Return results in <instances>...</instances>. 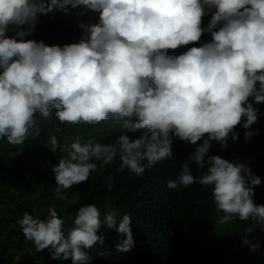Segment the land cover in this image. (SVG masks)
I'll use <instances>...</instances> for the list:
<instances>
[{
    "label": "clouds",
    "instance_id": "obj_1",
    "mask_svg": "<svg viewBox=\"0 0 264 264\" xmlns=\"http://www.w3.org/2000/svg\"><path fill=\"white\" fill-rule=\"evenodd\" d=\"M79 6L99 13L96 23L78 24L79 42L48 46L25 39L38 14H67ZM205 33L211 39L200 43ZM194 44L199 46L169 54ZM254 104H264V0H0V138L18 146L38 136L37 113L69 124H98L112 116L124 130L139 132L103 144L79 138L59 144L51 136L50 150L66 153L51 167L60 199L117 158L119 171L140 176L172 157L174 138L193 145L203 140L167 187L211 186L215 208L224 213L217 223L251 220L241 241L257 251L260 241L250 234L256 226L264 231V205L253 202L261 179L246 163L209 155L212 141L222 149L229 137L237 141V126L245 129V142L259 134L249 131L264 115ZM99 217L95 204L81 206L66 229L50 207L46 218L25 212L18 224L35 252L48 249L51 259L90 264L87 250L104 242ZM103 223L122 234L118 251L134 246L129 214L105 212Z\"/></svg>",
    "mask_w": 264,
    "mask_h": 264
},
{
    "label": "trees",
    "instance_id": "obj_2",
    "mask_svg": "<svg viewBox=\"0 0 264 264\" xmlns=\"http://www.w3.org/2000/svg\"><path fill=\"white\" fill-rule=\"evenodd\" d=\"M98 18V12L83 6L69 7L67 14L55 10L47 15L38 14L35 31L25 39L43 41L48 46L76 43L82 32L78 24L96 23ZM209 19L204 18V26ZM7 35L11 37L14 32L9 31ZM210 39L205 33L200 43ZM191 46L199 44L169 50V54L179 55ZM254 107L264 113V104H254ZM36 115L40 125L38 136H30L18 146L0 138V202L6 201L4 187L9 183L26 181L28 188L34 190L32 198L24 204L7 208L9 214L0 218V231L8 229L7 239L16 247L18 255L30 264H72V261L70 258L51 259L48 249L41 251L40 258L29 253L32 242L24 237L18 224L23 214L27 212L44 219L48 209L54 207L67 229L72 226L78 209L88 204H95L100 210L102 223L98 235L104 237L103 244L87 250L92 257L90 264H264V237L260 239V228L256 226L250 234L260 241V248L250 251L242 244L241 238L253 222L235 217L225 225L218 224L224 213H218L215 208L211 186L194 183L186 188L167 187V181L178 176L181 163L203 140L193 145L174 138L172 157L157 162L140 176L127 169L119 171L117 158L101 171L91 173L87 181L64 190L67 198L60 199L55 192L57 185L51 167L66 153L59 148L55 152L50 150L51 136L55 135L59 144H70L77 138L82 144L88 140L103 144L114 142L121 134L135 138L139 132L124 130L121 122L112 116L98 124H69L61 123L54 114L48 120H43L38 113ZM252 129H258L259 134L253 135L248 142L244 140L245 129L241 126L234 129L239 134L237 141L229 137L226 148L222 149L219 142L212 141L209 155L248 164L251 172L261 179V184L253 189V202L264 205V115L258 117L249 131ZM19 167L27 171L19 172ZM191 167L193 175H198L196 166ZM109 178L113 184L111 191L107 188ZM113 210L121 215L127 213L132 218L130 228L134 246L126 252L116 248L123 239L122 234L103 223L105 212ZM119 219L118 216L117 226ZM8 261L9 258L0 255V264H8Z\"/></svg>",
    "mask_w": 264,
    "mask_h": 264
},
{
    "label": "rangeland",
    "instance_id": "obj_3",
    "mask_svg": "<svg viewBox=\"0 0 264 264\" xmlns=\"http://www.w3.org/2000/svg\"><path fill=\"white\" fill-rule=\"evenodd\" d=\"M249 102H251V99H249ZM19 172H26V168H18ZM26 182V181H25ZM24 181L16 182V183H9L7 184L5 189V203L0 202V218L3 215H8L9 212L7 211V208H15L19 205L24 204L26 201L32 198L34 194V190L29 189L27 186V182ZM222 231V229L220 230ZM260 239L264 237V231H259ZM8 235V229L3 228V230L0 231V255L4 258H9L8 264H30L27 259L21 258V255H18L19 252L17 251L16 247L12 246L11 242L7 239ZM33 245V244H32ZM29 253L35 254L37 258H40V252L34 251V246H32V249L29 250ZM31 257V256H30ZM32 258V257H31ZM42 261V260H40Z\"/></svg>",
    "mask_w": 264,
    "mask_h": 264
}]
</instances>
